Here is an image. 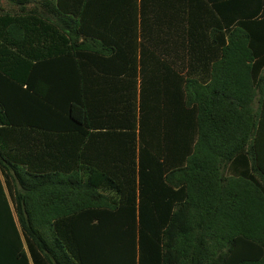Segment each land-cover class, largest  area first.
<instances>
[{
	"label": "trees",
	"instance_id": "1",
	"mask_svg": "<svg viewBox=\"0 0 264 264\" xmlns=\"http://www.w3.org/2000/svg\"><path fill=\"white\" fill-rule=\"evenodd\" d=\"M6 1L0 264H264V0L206 13L208 79L158 84L159 45L199 57L182 15Z\"/></svg>",
	"mask_w": 264,
	"mask_h": 264
},
{
	"label": "crops",
	"instance_id": "2",
	"mask_svg": "<svg viewBox=\"0 0 264 264\" xmlns=\"http://www.w3.org/2000/svg\"><path fill=\"white\" fill-rule=\"evenodd\" d=\"M141 0H139L140 2ZM144 3H148L149 14L153 18L158 19V25L165 28V31H169V27H176L173 18L182 15L184 21L180 22V32L182 35L189 33L190 30L194 34H199L201 38L195 41L192 45L200 51L197 61H191L188 53L182 55L181 60H177V47L159 45L155 55L160 57L166 53L169 55L167 59L168 69L173 72L165 70L163 66H157L155 69L156 84L161 83L163 80H174L176 74H180L183 78H195L198 80H206L210 76L211 59L208 55L212 42L205 40L203 34H207V27H210V22L206 21V13L209 14L211 20L218 18L219 14L216 11V5H221L222 2H230L232 0H142ZM139 29L142 30L140 26ZM155 22V21H154ZM154 22H150L149 25H153ZM162 29H159L161 31ZM150 32H158L155 29H150ZM184 37V36H183ZM206 38V37H205ZM189 41V40H188ZM186 41V42H188ZM202 52V53H201ZM162 60V59H161ZM155 84V85H156ZM154 85V86H155ZM140 92V89H139ZM165 92V91H163ZM168 92V90L166 91ZM186 92V91H184Z\"/></svg>",
	"mask_w": 264,
	"mask_h": 264
},
{
	"label": "rangeland",
	"instance_id": "3",
	"mask_svg": "<svg viewBox=\"0 0 264 264\" xmlns=\"http://www.w3.org/2000/svg\"><path fill=\"white\" fill-rule=\"evenodd\" d=\"M15 10L17 9L11 6L6 0H0V13L1 12H13Z\"/></svg>",
	"mask_w": 264,
	"mask_h": 264
}]
</instances>
